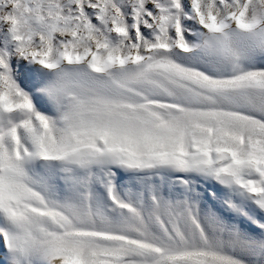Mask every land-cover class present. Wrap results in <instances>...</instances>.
I'll use <instances>...</instances> for the list:
<instances>
[{"label":"snow or ice","instance_id":"snow-or-ice-1","mask_svg":"<svg viewBox=\"0 0 264 264\" xmlns=\"http://www.w3.org/2000/svg\"><path fill=\"white\" fill-rule=\"evenodd\" d=\"M0 264H264V0H0Z\"/></svg>","mask_w":264,"mask_h":264}]
</instances>
